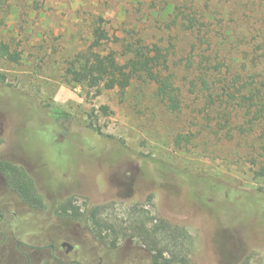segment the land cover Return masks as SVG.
Here are the masks:
<instances>
[{
	"label": "rangeland",
	"instance_id": "obj_1",
	"mask_svg": "<svg viewBox=\"0 0 264 264\" xmlns=\"http://www.w3.org/2000/svg\"><path fill=\"white\" fill-rule=\"evenodd\" d=\"M194 1L216 12V32L232 22L222 14L229 4ZM172 2L185 0H0V35L22 52L20 62L0 57V156L24 164L47 198L43 209L19 211L25 239L91 228L52 207L55 195L59 204L72 195L85 210L102 206V219L117 230V248L94 242L92 253L131 252L149 263L137 226L169 222L187 234L176 248L187 264H264V178L256 173L264 164L262 126L238 130L243 112L219 126L225 121L194 92L196 71L185 67L194 41L163 16ZM99 16L122 63L117 36L174 46L180 111L167 108L152 82L135 79L122 90L67 81L68 62L88 49ZM180 135L189 142L179 143Z\"/></svg>",
	"mask_w": 264,
	"mask_h": 264
},
{
	"label": "trees",
	"instance_id": "obj_2",
	"mask_svg": "<svg viewBox=\"0 0 264 264\" xmlns=\"http://www.w3.org/2000/svg\"><path fill=\"white\" fill-rule=\"evenodd\" d=\"M221 2L230 5L229 9L222 10V14H230L232 22H221L219 32H216L213 23L216 21V12L208 9L207 5L200 6L194 0H185L182 5L168 3L163 16H173V24L194 41L192 47L195 54L189 53L185 57L186 70L196 71L190 86L195 89L194 92L202 93L218 113L217 118L225 121L219 126L229 125L231 119L228 114L243 112L245 124L238 123L236 128L241 132H249L262 126L261 148L264 151V0ZM91 27L88 49L77 53L68 62L66 76L69 83L123 90L135 79L148 81L156 85L157 96L170 111L178 112L182 109L183 93L177 84L179 77L172 61V44L169 47L158 42L151 44L143 37L129 40L117 36L115 43H120L126 59L122 63L118 52L107 47L112 37L105 18L99 16ZM227 45L231 46L230 51L226 50ZM0 57L20 62L22 52L13 48L0 35ZM62 116V113L57 114V118ZM183 140L189 142L187 137L180 135L178 142ZM0 170L9 175L10 187L26 203L38 208L44 206L43 198L24 168L0 160ZM256 173L264 178V164ZM64 211L67 212V208ZM103 211L102 206L88 209V220L93 225L91 230L95 237L106 243L116 241L119 236L113 234H117V230L112 223L102 219ZM81 213L74 211L75 216ZM137 228L148 244V249L153 252V264H187L182 249L176 250L187 234L174 229L169 222L148 226V222L143 221ZM115 241H112V247H116ZM171 241L174 242L172 245Z\"/></svg>",
	"mask_w": 264,
	"mask_h": 264
},
{
	"label": "flooded vegetation",
	"instance_id": "obj_3",
	"mask_svg": "<svg viewBox=\"0 0 264 264\" xmlns=\"http://www.w3.org/2000/svg\"><path fill=\"white\" fill-rule=\"evenodd\" d=\"M0 160L9 161L25 169L27 174L33 180L25 165L19 162H13L2 158ZM8 174L0 170V264H153V252H151L150 262L147 263L145 258L128 252L117 254L115 252L109 254H102L99 252H91L90 247H93L94 242H100L103 245H109L111 249L117 248V240H110L106 243L99 237H95L91 228L86 224L89 223L88 207L86 210L74 200L72 195L67 196L59 204V199L56 195L52 207H57L58 211L66 216L82 218L81 221H75L74 224L87 227L83 231L66 232L60 231L58 235L50 237L45 242L40 240L25 239L24 235L18 231V221L20 218L19 211L21 208L28 209H43L46 206V197L38 190L37 192L43 198L44 206L38 208L26 203L16 192L12 189L8 182ZM67 185L65 182L60 186ZM59 204V205H56ZM67 208V212L64 209ZM74 211L82 212L77 216ZM80 222V223H79ZM116 234V232H115ZM127 241L133 238H125ZM112 241L116 242V247H112ZM93 250V249H92Z\"/></svg>",
	"mask_w": 264,
	"mask_h": 264
}]
</instances>
